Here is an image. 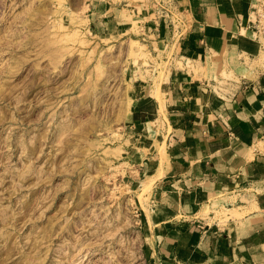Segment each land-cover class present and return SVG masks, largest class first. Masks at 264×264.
Returning a JSON list of instances; mask_svg holds the SVG:
<instances>
[{
  "label": "rangeland",
  "instance_id": "obj_1",
  "mask_svg": "<svg viewBox=\"0 0 264 264\" xmlns=\"http://www.w3.org/2000/svg\"><path fill=\"white\" fill-rule=\"evenodd\" d=\"M172 1L0 0V264H158L144 185L165 145L129 122L154 75L204 69L157 35ZM108 8L117 28L101 25ZM252 10L261 49L247 75L264 76V0ZM215 206L204 214L239 215Z\"/></svg>",
  "mask_w": 264,
  "mask_h": 264
},
{
  "label": "crops",
  "instance_id": "obj_2",
  "mask_svg": "<svg viewBox=\"0 0 264 264\" xmlns=\"http://www.w3.org/2000/svg\"><path fill=\"white\" fill-rule=\"evenodd\" d=\"M172 3L177 17L169 29L164 15L153 20L157 35L175 37V55L204 69L154 75L130 107V127L165 145L162 168L150 171L151 254L158 264H264V76H248L245 63L261 49L254 0ZM109 10L101 25L117 28L121 13ZM223 69L233 79L215 89ZM213 205L239 215L204 214Z\"/></svg>",
  "mask_w": 264,
  "mask_h": 264
},
{
  "label": "bare ground",
  "instance_id": "obj_3",
  "mask_svg": "<svg viewBox=\"0 0 264 264\" xmlns=\"http://www.w3.org/2000/svg\"><path fill=\"white\" fill-rule=\"evenodd\" d=\"M164 157V154L162 153V158ZM164 160V159H161ZM162 162V161H161ZM163 163V162H162ZM161 167V166H160ZM162 168V167H161ZM147 180V179H146ZM146 182V181H145ZM144 182V183H145ZM151 184H153V178L151 177L144 185V188H148L151 186ZM150 189V188H149ZM149 191V190H148ZM147 192V191H146Z\"/></svg>",
  "mask_w": 264,
  "mask_h": 264
}]
</instances>
